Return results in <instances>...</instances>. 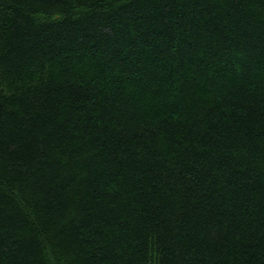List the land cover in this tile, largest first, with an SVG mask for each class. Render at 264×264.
Masks as SVG:
<instances>
[{
    "label": "trees",
    "instance_id": "16d2710c",
    "mask_svg": "<svg viewBox=\"0 0 264 264\" xmlns=\"http://www.w3.org/2000/svg\"><path fill=\"white\" fill-rule=\"evenodd\" d=\"M0 264H264V0H0Z\"/></svg>",
    "mask_w": 264,
    "mask_h": 264
}]
</instances>
